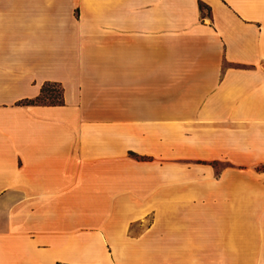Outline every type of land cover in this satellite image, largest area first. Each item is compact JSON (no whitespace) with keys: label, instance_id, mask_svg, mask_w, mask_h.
Segmentation results:
<instances>
[{"label":"crops","instance_id":"1","mask_svg":"<svg viewBox=\"0 0 264 264\" xmlns=\"http://www.w3.org/2000/svg\"><path fill=\"white\" fill-rule=\"evenodd\" d=\"M0 264H264V0H0Z\"/></svg>","mask_w":264,"mask_h":264},{"label":"trees","instance_id":"2","mask_svg":"<svg viewBox=\"0 0 264 264\" xmlns=\"http://www.w3.org/2000/svg\"><path fill=\"white\" fill-rule=\"evenodd\" d=\"M200 10H202V6H199ZM48 86H54L57 87L59 89V93L57 95L52 94L50 91H47V87ZM51 99L53 102L50 103H45L43 99ZM27 104H41V105H49V106H57V105H61L63 103L62 101V89L60 88V86L55 85V84H44L42 89H41V93L40 96L38 98H36L33 101H29L26 102Z\"/></svg>","mask_w":264,"mask_h":264},{"label":"rangeland","instance_id":"3","mask_svg":"<svg viewBox=\"0 0 264 264\" xmlns=\"http://www.w3.org/2000/svg\"><path fill=\"white\" fill-rule=\"evenodd\" d=\"M47 91H50L52 94L57 95L59 93V89L57 87L54 86H48ZM45 103H50L53 102L51 99H43Z\"/></svg>","mask_w":264,"mask_h":264}]
</instances>
